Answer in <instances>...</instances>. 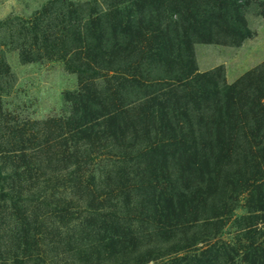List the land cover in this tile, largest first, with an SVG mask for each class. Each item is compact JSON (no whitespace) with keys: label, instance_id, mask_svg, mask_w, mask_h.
Listing matches in <instances>:
<instances>
[{"label":"trees","instance_id":"obj_1","mask_svg":"<svg viewBox=\"0 0 264 264\" xmlns=\"http://www.w3.org/2000/svg\"><path fill=\"white\" fill-rule=\"evenodd\" d=\"M238 1H201L220 24L196 0H51L34 14L32 35H22L79 86L68 116L47 123L51 136L35 133L39 158L64 168L36 177L30 228L18 219L22 236L33 230L36 245L48 236L55 257L62 251L58 264H264V64L228 85L199 73L192 50L193 41L218 42L213 25L249 36ZM20 49L25 62L40 59ZM152 66L175 74L150 78ZM96 75L119 91L155 89L126 103L118 91L97 97ZM105 157L113 167L100 187L86 167ZM241 199V239L216 238L208 226L230 220ZM135 221L164 245L148 248Z\"/></svg>","mask_w":264,"mask_h":264},{"label":"rangeland","instance_id":"obj_2","mask_svg":"<svg viewBox=\"0 0 264 264\" xmlns=\"http://www.w3.org/2000/svg\"><path fill=\"white\" fill-rule=\"evenodd\" d=\"M50 1L0 0V264H51V260L58 264L62 258V251L58 258L55 257L58 254L50 250L48 236L43 237L42 242L36 245L33 230L22 236L18 225V219L23 221L26 216L30 228L32 222L30 212L34 198L37 196L36 177L40 175L49 179L55 172L56 176L63 175L61 172L64 166H53L49 159H43L41 156L39 158L35 133L40 131L45 133L46 137L51 136L50 126L47 123L51 119L68 116L70 113L68 94L77 90L79 86L78 75L67 70L63 62L47 59L42 48L30 46L32 40L28 36L32 35L33 30L29 29L31 24L28 22L33 23L34 14L48 7ZM69 1L81 4L91 0ZM201 1L196 0L200 4L199 10L205 15L212 10L207 21L217 22L218 20H214L212 16H218V10L206 6L205 3L202 4ZM238 2L249 32L248 37L239 41V37L219 31L213 25L212 38L218 41L217 43L193 41L192 44L197 71L214 72L228 85L236 83L264 64V0ZM172 17L174 20L175 16ZM179 24L180 26L183 24V18L180 19ZM186 24H190L189 20ZM226 24L230 26L228 20ZM25 29L28 36L22 35ZM191 38L194 40L196 37ZM21 45L26 49L29 57L40 59L29 63L23 61L20 57ZM146 72L150 78L175 74L164 66H152ZM95 78L96 83L93 89L90 88L91 92L97 97H103L118 91L115 97L121 99L124 96L125 100L122 101L125 103L150 94L155 89L133 91L127 87L128 91L124 92L116 88L115 82L107 85L104 81L105 77L99 78V75H96ZM109 89L111 90L108 91ZM111 161L112 159L108 157L100 158L86 167L95 175L98 186L106 178L107 172L112 169ZM119 165L121 164L117 166ZM65 168L69 169L66 166ZM7 193L18 198L25 196L26 199L13 200ZM68 197V193H64L60 200H69ZM233 204V215L230 220L228 218L223 219V222L218 220L216 225L208 226V230L209 228L213 230L218 239L236 243L241 239L239 230L243 227L239 217L246 214V209L243 206V199ZM73 205L76 206L74 203ZM134 228L140 231V235H144L146 241L150 240L148 248L164 245L161 241L156 242V240L154 243L151 241L155 237L152 236L151 227L146 223L135 221ZM201 229L198 226L192 228L190 232H199L202 231ZM16 235L19 238L15 237ZM64 258L70 259L71 255L66 254Z\"/></svg>","mask_w":264,"mask_h":264}]
</instances>
